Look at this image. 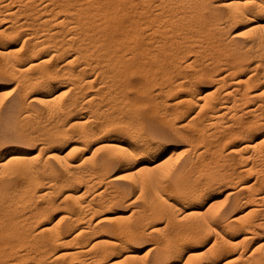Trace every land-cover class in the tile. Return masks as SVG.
I'll return each instance as SVG.
<instances>
[{
	"label": "bare ground",
	"instance_id": "obj_1",
	"mask_svg": "<svg viewBox=\"0 0 264 264\" xmlns=\"http://www.w3.org/2000/svg\"><path fill=\"white\" fill-rule=\"evenodd\" d=\"M15 3L18 5V7L17 6L13 7L14 5H12V4H15ZM19 11H21V13ZM18 12L20 13V15L22 14V12L25 15L23 14L24 21L16 24L13 21L14 20H16L15 22L18 21L17 17H19V16L16 15V14H19ZM26 15H27V17H29L28 22L26 20L27 18L25 19ZM14 17H15V19H13ZM5 18L6 19L10 18L9 20H13V21L5 20ZM19 18H21V17H19ZM222 19H225L226 24L227 23H232V24L238 23V25H239L237 30H235L233 33L232 32L230 33V37L228 35H226V40H227V37L229 38V42L227 41L228 43H230V44L234 43V42L236 43L237 40L239 41L240 38H242L245 40L244 46L246 44L247 45L259 44L261 46V49H260V46H258V45H256V46H258L259 48L255 47L259 50V52L256 51L258 53V54H255V55H257V59L254 62H252L253 64H250L249 66L247 65L248 67H245L246 64L244 66H243L244 63L242 64L243 57H237V58H234L233 62H230L231 63L230 67L228 66V65H230V63L229 64L226 63L227 64L226 66H228L229 68L225 69L224 67H222L220 69V67L219 68L216 67V65L219 64V63H217V62H219V60L216 57H214L212 54V56L218 60L217 62L212 61L215 59L211 58L212 59L211 62L202 65L203 67L206 66L205 68H203L202 66H199L201 68L198 67V69H197L196 68L197 66L195 67V69H196L195 71L198 72V70H199L198 73L186 74L187 73L186 72L182 75L180 74L181 75L180 78L176 76V78H174V81L171 80V78H173L174 76L172 77L168 74L170 76V78H169L165 72V70L169 69V67L166 69V65H167L166 63L167 62L166 63L161 62V58H162V61L166 60V59L165 60L163 59V54L166 52V50H168V49L170 50V48H169L170 45L168 47H166V44H168V43L170 44V42L174 43L173 41L177 42L176 39L180 38L179 36H182L181 39L185 38L188 41V38H187L188 34L186 36H184V33H185L184 30H186V33L187 32L190 33L189 31L192 28L197 29L198 33L196 32L197 30L196 31L194 30L196 33L192 31L189 35H191V37L193 39H195L196 37L201 38V36L197 35V34H199V32H201V30L199 31V29L202 28L201 26L206 27V24L211 25V26H213V25H215V26L219 25L220 26V24H221L220 21ZM21 20H23V19H21ZM24 22L27 23V27L29 24L35 28L30 27L33 30H31L30 28H27V29H30V32L26 31L25 37L23 38L24 40L21 43L24 45L26 42V43H28L27 44L28 46H26L25 49H22L23 45L21 46V48L17 47L18 49H14L15 47L13 48V46H12L13 44L11 45V43L7 42V40L10 37V35H13L12 33L14 31H16V33H15L16 35L18 32H21V31L17 30V28L20 27L19 29L21 30L22 25H24ZM13 23H14V26H13ZM54 26L59 27V29L53 30L52 28ZM187 27H190L191 29L187 28ZM221 27H223V26L221 25ZM10 28H11V30H10ZM12 28L16 29V30H14L12 32V30H13ZM24 28L26 29L25 26L23 27V29ZM216 28H217V26H216ZM225 28L227 29L226 32L229 31L227 27H225ZM144 29H147L148 31H147V34L143 35ZM202 29H204V28H202ZM213 29H215V28H213ZM217 29H220V27ZM223 29H224V27L222 28V30ZM181 30H182V32H181ZM178 31L180 33H178V36H177L176 34ZM183 31H184V33H183ZM204 31L205 30H203V33L202 34L200 33V34L201 35L206 34V32H204ZM181 33H183V34L181 35ZM212 34H213V32H211V35ZM226 34H228V33H226ZM145 35H146V38H145ZM217 35H219V34H217ZM220 35H219V37H220ZM222 35H223V32H222ZM183 36H184V38H183ZM58 37H59V39H57ZM191 37L189 39L193 42ZM197 38H196V40L199 39V38L198 39ZM211 38H213V37H211ZM215 38H216V36H215ZM224 38H222V40ZM216 39H213V40L216 41ZM50 40H54V41H52V43L57 42L58 40H60V42H61V43H57L56 45H58V46L60 45V46L57 49L53 48L55 50L51 51V52H49L48 50L45 49L47 44L49 45V43L51 42ZM220 40L221 39L219 38V41ZM8 41H10V40H8ZM71 41H77L78 44L80 42L81 46L83 43V44H85L86 47L83 45L84 47L81 48V46H80L79 48H81L82 50L77 49L78 51H76V52L73 51V52H75L73 54L68 55L66 53L67 56L66 57H65V55L63 56V57H65V63L63 65H65V64H67V65L72 64L73 65V63L76 64V62L74 60L78 59L79 57L80 58L84 57L82 59V61H83L85 58H87V56L89 58V56L94 54V53L101 54L102 57L98 58V59L102 58L101 59L102 62L101 61L100 62L110 64L109 67H111V69L109 68L107 70L108 67L106 66V71L109 73H112L113 75L118 76L119 79L121 78L122 82L124 80L123 78H125V77L128 78V76H127L128 74L130 75L131 73H135V72H136V75L140 74L139 76L143 79L144 83L143 82L142 83L137 82L138 84H135L134 87H133V85L132 86L129 85L130 87H132L131 89L134 88L135 91L134 90L133 91L135 92L134 94L137 97L138 96L139 97H143V96L148 97L149 96L148 93H151V92H147V91H150L151 87H150V89L146 88L149 86L147 84V83H149L148 80L153 79V82H155L154 80H156V79H154V77H152V76H153V74H155L156 71L160 70L162 74H165V76L167 75L164 80L166 82L170 80V82H169V84H168V82L166 83L167 86L164 85L165 83L162 84L166 87L160 88L159 92H158V90L156 91L158 93L157 94L158 96H159V93H163L162 95H164V93H168V92L171 93L172 90H173V93H175L174 90L176 88H178V89H176V91L179 90V88H181V89L183 88L184 94H182V97H183L182 100L185 103L192 104V105L195 104L196 106H198V108H202L204 105H207L206 107L208 108V110L206 111V113L203 116H200L201 114L199 115V112L201 111V110H199V111L195 112L193 115H191L190 117H188L187 120L185 121L184 125L187 127H189V126L193 127L191 129L195 131L194 134L192 132L191 133L192 135H190V136L188 135V142H186L185 145L188 143L190 145H192L193 143L197 144L196 142H198V144H200L202 142L201 144L203 145V143L205 142L204 140H206L205 139L206 137H207V139L213 138V137H209V135H211V134H209L207 132L208 130L206 131L207 133L204 132L206 129L213 127V126H210V124H214V123L216 124L218 122L217 125H215L217 127L214 126L217 129L219 127L218 124L220 125L218 119L221 118L222 114L227 112L229 109H232L233 105H234L233 110H234V107H236V106L239 108V106H242V105L244 106V104L249 105V104L245 103L246 101L243 99L248 100L252 96H255V97L257 95L261 96L264 93V89L262 90L263 92L259 91L260 94L262 93L260 95V94H255V92L251 91L249 88L255 81L261 80L262 77L264 79L263 75L262 76L259 75L261 73L264 74V0H139V1H133V0H0V69H2L4 67L8 68V70H6V71H8V74L12 75L13 78H15L16 81H14V82H16V84L20 85L19 89L22 92V94L24 92V94L27 93L25 95H28V92L31 91L30 90L31 86L38 84V82L40 80L41 81H42V79L46 80L49 77H52V79H53L54 76H58L59 70L57 71L52 65H50L53 63L49 64L50 58H51V56L53 57L54 53H55L54 55H57V51H60L59 53L62 54L61 50L63 51L65 44L69 46V42H71ZM185 41L186 40H184V42ZM217 41H216V43H218ZM153 42L158 43L157 46L153 45V47L156 46L155 48H158V51L156 50V52H159V53H155V50H153L154 48L151 47L150 44H153ZM180 42H181V40H180ZM184 42H182V43H184ZM73 43L75 44L76 42H73ZM73 43H71V46H74V45H72ZM207 43L210 44V42H208V41H207ZM78 44L77 43L75 44L76 48L78 47L77 46ZM189 44L191 47H193L196 43L193 44V46L191 43H189ZM213 44H212V46H213ZM218 45H220V44H218ZM171 46H173V45H171ZM181 46L182 45H180L178 47H181ZM205 46L207 47V45H205ZM212 46H211V48L215 49V47H212ZM165 47L167 49H165ZM196 47H198V46H196ZM208 47H209V45H208ZM76 48L73 47V50H75ZM183 48H186V47L184 46ZM194 48H195V46H194ZM225 48H224V50H226ZM172 49L173 48L171 47V50ZM176 49L174 51H176ZM182 49L178 48L176 53L172 54V56L176 54V58H177V56L178 57L181 56V58H182V53L185 54V52H184L185 50L183 51ZM216 49H217V47H216ZM220 49H218V50L220 51ZM233 49H235V47ZM237 49H235V51ZM240 49H241V47H240ZM65 50L66 49H64V52H65ZM169 50L166 52L167 54H168V52L171 51V50L170 51ZM218 50L215 51V53L217 55H218V53L220 54V52H218ZM224 50L222 49L221 51H224ZM237 51H239V50H237ZM246 51H247V49H246ZM67 52H69V51H67ZM187 53H188V51H187ZM209 53L211 55V52H209ZM161 54H162V57H161ZM207 54L208 53H206V56H208ZM216 54H215V56H217ZM250 54H251V52H250ZM198 55H200V54H198ZM146 56L149 59L146 58V60H145L144 57H146ZM159 56H160V58H159ZM164 56H165V54H164ZM168 56H171V54ZM220 56H222V55H220ZM246 56H249V55H246ZM218 57H219V55H218ZM172 58H175V57L173 56ZM203 58L205 59V55ZM223 58H224V56H223ZM225 58H226V55H225ZM254 58H256V57H254ZM62 59H64V58H62ZM95 59H96V57H95ZM98 59H96V61ZM168 59L169 58H167L166 61H168ZM78 60H80V59H78ZM88 60H90V59H88ZM174 60H177V59H174ZM178 60H180V59H178ZM184 60H183V62H186V60L185 61ZM194 60L196 61L195 58H194ZM208 60H209V58H208ZM72 61H74V62H72ZM82 61H81V63H82ZM193 61H189V62L187 61L188 63L186 62V66L188 67L189 64L191 65L193 63ZM220 61H222V59ZM168 62L170 63V61H168ZM171 62H172V60H171ZM179 62H181V61H178V63L174 64V66H172V67H174V69H175L176 65L180 64ZM223 62H222V64H223ZM226 62H228V61H226ZM173 63H175V61ZM195 63L198 64L197 62H195ZM201 63H203V62H201ZM162 64H166L165 67ZM182 64L183 63L181 62L180 67L178 65V67L180 69H181ZM184 64H183V66H184L183 68H185ZM69 65H68V68H70ZM192 66H194V64H192ZM213 66L215 67L216 70L214 69ZM102 67H104V66H102ZM172 67H170V68H172ZM212 67L214 70H212ZM243 67L247 68V70L248 69L250 70L248 74L246 72L247 75L246 74L243 75L241 73L242 70L240 71V69H242ZM65 68L66 67H64V69ZM76 68H77V66H76ZM79 68L77 71L76 70L71 71V69H72L71 68L69 70V73L67 70H65V71H67L66 72L67 75H70L74 78L71 82V85L74 86V88L77 84L80 85V86L77 85L78 88H81V86H84V85H92V82L95 78L93 80L90 78V75H91L90 72L93 69H96L98 71V75L102 73V75H103L102 77H104V75L105 76L109 75V73L106 74L107 72L105 70L104 71L106 73L102 72L101 70L103 68L101 69L100 66L95 67V65H93V67L91 68V71H88L90 68L87 69V68L82 67L83 69H86L90 75L87 74L88 72H84V70L79 69ZM186 69L187 68H185V71H186ZM1 71L3 72V70H0V73H1ZM97 71H96V73H97ZM181 71L184 72V70H181ZM243 71H244V69H243ZM64 72H62V73L60 72V74H62V75L66 74ZM99 72H101V73H99ZM233 72H234V74H232ZM256 72L258 74L256 76H254L253 74H255ZM92 73L96 74L94 72V70L92 71ZM179 73H182V72H179ZM230 74H232V76H230ZM113 75H111V76H113ZM233 75H235V76L233 77ZM70 76H67V78L71 79L72 77L70 78ZM96 76H97V74H96ZM9 77H11V76H9ZM94 77H95V75H94ZM163 77H161V79ZM127 78H125V79H127ZM141 78H140V81H141ZM167 78H169V80H167ZM146 79H148L147 83L145 81ZM164 80L162 79V81H164ZM199 80L211 82V85H207L206 87H204V89H201L196 84L197 81H199ZM124 82L126 85H128V83H129L125 80H124ZM149 84L151 85V83H149ZM154 84L156 85V83H154ZM159 84H161V83H159ZM258 84H255V85L258 86ZM106 86H107L106 91L109 88H111L110 90L112 91V89H113L112 87H114V89H115V86H113L110 82H109V84L106 83ZM159 86H161V85H159ZM117 87H119V86H117ZM117 87H116V89H117ZM128 87H126V89ZM130 87L128 88V90L130 89ZM58 88L59 87L57 86L56 89L54 90V92L56 90H58ZM74 88H73V90L76 89V88L75 89ZM86 88L87 87H85V89ZM252 88H254V87H252ZM27 89H29L30 91H28ZM26 90L28 92H26ZM34 90H35V88H34ZM110 90H108L109 91L108 94L111 93ZM76 91L77 90H75V92ZM120 93H121V91H120ZM236 93H238V97H235ZM106 94L107 93H105V95ZM230 94H231V96L233 95L231 102L224 98L227 102H225V100H224V104H222L223 97L224 96L226 97V95H230ZM162 95L160 94V96H159L160 98L158 96L157 97L159 99H161V101H163V103H166V102H164L165 99H162V97H163ZM59 96L61 99V95L60 94L58 95L57 93H54V94L53 93L52 94H42V93L32 94L31 93L30 94V101L39 102L42 106H43V104H47L49 107V104H51V103L54 104V102H58L57 98ZM74 96H75V94H74ZM120 96L123 98H126V96H123V94ZM215 96H217V97L220 96L219 99H221V98L222 99L219 101H222V102L220 103L218 101L217 105L212 104L211 100L213 101L214 99L217 98V97L214 98ZM23 97H25V96H23ZM92 97L93 96H90V98H92ZM90 98L88 99L89 100L88 103H90V101L93 99V98L92 99H90ZM104 98H107V96H104ZM128 98H130V97H128ZM148 98H151V97H148ZM212 98H214V99H212ZM60 99L58 98V100H60ZM77 99H78V96H77L76 100ZM97 99H96V102H97ZM120 99H118V100L120 101ZM152 100L154 101V98H151V101ZM156 100H157V98H156ZM237 100L238 101L243 100L244 102L243 101L242 102L244 104L243 103L240 104V102H238ZM16 101H18V100H16ZM85 101H87V100H85ZM128 101H130V100H128ZM128 101L126 102V100H125L126 103H130ZM147 101H148V99H147ZM27 102H29V101H27ZM70 102H72V101H70ZM74 102L77 103V101H75V100H74ZM101 102H102V99H101ZM140 102H141V99H140ZM148 102H150V100ZM235 102L239 103L240 105H237ZM256 102H258V101H256ZM260 102H258V103H260ZM14 103H16V102H14ZM107 103H108V101H107ZM110 103H112V102H110ZM126 103H125V105H126ZM143 103H141V104H143ZM163 103H161V104H163ZM21 104L23 105L24 103H21ZM78 104H80V103H78ZM81 104H82V102H81ZM150 104H152L153 107L155 105L151 102H150ZM88 105H93V104L90 103ZM109 105H111V104H109ZM112 105H115V103ZM117 105L118 104H116V106ZM128 105H126V106H128ZM195 105H194V107H195ZM121 106H123V105H121ZM135 106H136V104L134 105V108H136ZM188 106H189L188 109H190L191 106L190 105H188ZM243 106H242V108H243ZM254 106L251 108H248V110H244L246 108L242 109L241 107H240V109H242L241 111L244 110L245 113H249V115L253 114L251 117L255 116V118H257V120H258V118H259L258 115L260 114L258 112L261 109H263L262 112L264 111V104H259V105L257 104V106H255V107ZM258 106H260L262 108H260V107L258 108ZM13 107H15V106H13ZM64 107H68V106L66 105ZM74 107H76V106H74ZM111 107H113V106H111ZM128 107L129 108L132 107L130 109H133V106H128ZM24 108H25V106H24ZM61 109H63V108H61ZM130 109H128V110H130ZM133 110H130V111H133ZM136 111H137V109H136ZM171 111H173V110H171ZM231 111L232 110H230V112ZM177 112H178V110H177ZM180 112H178V113H180ZM262 112H261V116H262ZM172 113H174V111ZM237 113H239V112H237ZM132 114H134V113L132 112ZM134 115H132V117H135ZM229 115H228V117H229ZM231 115H233V113ZM238 115H240V114H238ZM136 117H138V115ZM176 117H179V116H176ZM232 117H234V116H232ZM238 117H241V116H238ZM76 121H77V119H76ZM121 121L123 124L124 121L122 119H121ZM121 121H120V123H121ZM137 121H136L137 125H139L138 123L142 122L141 120H139L140 122L137 123ZM235 121L236 120H234V122ZM240 121H242V120L240 119ZM248 121H249V119H248ZM250 121H252V120L250 119ZM83 122H85V121H83ZM220 122H223V121H220ZM125 123H126V121H125ZM131 123L132 122H130V124ZM231 123H230V126H231ZM246 123L247 122H245V124ZM248 123L253 125V122H248ZM75 124L77 125L76 122H75ZM134 124L132 123V125H134ZM256 124H258V121ZM70 125H71V123H70ZM181 125L184 126L183 124H181ZM252 125H250V128ZM254 125H255V123H254ZM83 126H84V124H83ZM85 126H84V128H82L81 126L78 127V129L80 127L83 129L81 131L79 130L80 133H78L79 134L78 138H79V136H81V137L84 136V139H85V136H86V138L88 137V134L85 133L87 131H84V130L89 126H86V128H85ZM126 126H127V124H126ZM206 126H208L209 128ZM134 127H133V129H134ZM222 127L224 128V126H222ZM226 128H224L223 130H225ZM211 130L212 129H210V132H211ZM218 131L219 130H217V132ZM234 131H236V130L233 129V132ZM233 132H232V134L230 132V134L231 135L234 134L236 136H238V135L242 136L239 133V130H238V133L237 132L233 133ZM178 133H179V130H178ZM92 134H94V132ZM176 134H177V132H176ZM228 134H229V132H228ZM245 134H243V135H245ZM64 136H66V135H64ZM228 136H225V137H228ZM236 136H232V137H236ZM69 137H71V136H69ZM75 137H77V136H75ZM89 137H91L90 134H89ZM89 137H88V139H90ZM78 140H77V138L71 137V139L68 141L70 143V146L68 149L69 153L73 152L75 154L76 152H82V147H80L81 145L79 146V145L75 144L76 142H79ZM145 140L144 139L139 140V143H137L138 149H140V151L142 150L144 152H149V154L150 153L154 154L155 152H157L155 147L151 145V142H147L148 141L147 139H145ZM219 140H220V138H219ZM223 140H225V139H223ZM81 141H83V140H81ZM199 141H201V142L199 143ZM213 141L215 142L217 140H213ZM221 141H222V139L220 141H217L215 143L216 145H214V147L212 146L213 148L210 146L211 149H209V151L210 152L211 151L212 152L218 151L217 154L221 153L222 151L218 148V146H220ZM136 142H138V141H136ZM206 142L204 143V145H207ZM226 142H228V141H226ZM221 144H223V143H221ZM240 144H241L242 148L245 149V151H244V153H240L239 154L240 156L238 155V158H241V157L245 158L243 156L244 154H251V153H256V154L258 153V154H261L262 156H264V152L260 150V147H261V146H259L260 143L258 144L257 142L254 141V139H252V138L251 139H244L243 141H241ZM182 145H184V144H182ZM209 145H213V144L209 143L208 146ZM114 147L116 149H118V152H116V151L115 152L118 153V156H120V158H121L120 160H122V162L123 161L126 162L127 159L129 158L128 155L130 156V154L134 150L131 147V145L127 144V143L126 144L116 143V144H114ZM207 148L208 147L205 146V148H203V149L207 150ZM224 148H225V143H224ZM193 149H194V147H193ZM209 151H207V153H205V150H204V153L208 154ZM219 151H221V152H219ZM136 152H137V150H136ZM230 152H236V151L231 147V149H229L228 153H230ZM176 153H175V150L172 149L167 153V155H165V157L164 156L162 158L159 157V159L157 157V159H158L157 165L158 166L164 165L171 158L173 159V156ZM201 153H202V150L199 154H201ZM53 154H51V155L52 156L56 155V154H54V155ZM74 154H72L71 156L75 157ZM107 154H108V156H106L105 158H103L101 160L100 165L98 166L99 168L96 170V172L95 173L93 172V174H96L95 175L96 177L93 179V181L98 183V180H100L99 181V183H100L101 181L104 180L106 187L109 185H113V183H114L113 180L116 179V177H111V176H110L111 178L106 177L107 173H105L106 172L105 170L108 168L107 166L109 165V163L113 162L112 159L114 158V156H112L113 158L110 157L112 154V151H111V153L108 152ZM66 155L68 156V153ZM48 157H49V155H48ZM251 157L255 158L254 156H251ZM50 158H52V157H50ZM151 158H153V157H151ZM28 159H30V157L28 158L27 153H25L24 151L12 150V151H8V152L0 155V172H2L4 169V171L2 172V173H4L7 170V168H10V169H8L9 171L8 170L6 171V172H8L6 174H9L6 176L9 177L11 175L12 176L14 175L17 177L16 180L10 181L8 183L0 182V264H149V263L150 264H170L168 262H166V263L163 262V260L174 257V255L176 253H179L178 251H179V249H181L180 247L182 245L184 246V243H186L188 241L195 240L198 237L200 238V236L202 234H205L206 231H212L213 230L214 233L217 232V234L219 233L218 235H221L224 232V230L230 229L232 224H233L231 222V220H232L231 219L230 221H227L224 223H219L216 227H214L211 225V223L209 221L200 220V219H202V218H200V215L202 212H200V210H199L200 208H199V206H197L198 203L195 204V202L200 199L203 192H206L207 189L210 187V185H208V182H206V181L203 182L201 180V177H204V176H200L201 174H199V175L197 174L198 176H196V175L194 176L195 172H194V174L192 172V175H190L191 170L189 172L190 174H186L184 168H180L176 165L175 166L172 165L171 169L174 170V178L168 184L165 185V181L163 180L164 178H162L161 175H158L159 177H155V175H153L154 177L151 178L150 180H148L147 184L149 185L150 192L149 193L145 192L146 194H149V195L147 196L145 194L146 196H144L145 198L143 199L144 200V210H145V207H146V210L139 213L136 221H134L135 222L134 225L128 224L126 226V224H127L126 223V224H124V227H121L117 224H112L110 217L102 215L101 217L97 218L94 221H92V219H93L92 217L88 218V220L86 221V224L84 226L80 227L79 222L81 223V221L77 222V220L79 218L77 219L76 217L75 218L73 217V215L76 214L75 213L76 211L73 212L75 214H71L70 210H69L70 212L68 213L67 210L65 209L66 210L65 212H67V213L62 215V219L59 218L61 220V222L64 218L66 219L65 222L63 223L65 225H61V222L59 223V220H58V223H55L54 225L49 226V224H47V222H46L47 220L45 221L44 218L47 215L48 210L50 209V208L48 209V206L51 205V207H52V204H50V203L53 201L50 200L51 202H49V203L46 202V205H43V206H36V203H37L36 202L35 206H34L33 205L34 203L30 204L32 198L34 197L35 200H37V197L39 196V200H40L41 197H44L47 194H49L50 190H52L55 186H58V185L65 184L66 186H70L71 184H73V182H76L78 180L77 178L80 175L77 177L72 176L73 178L68 176L63 181L49 180V181L44 183L45 185L41 186L38 183H40L44 179L43 180L40 179V177L36 174V172L34 170V168H35V167H33L34 165L31 166L29 164L31 160H28ZM130 159H131V157H130ZM57 160H58L59 165H61L64 168L65 172H67L69 174L74 173V175H76L75 174L76 171L79 172V170H80V168H78L79 164L77 165V163L75 164V163H72L69 161L67 162V161L63 160L62 158H58V157H57L56 161ZM72 160H73V158H72ZM188 160H190V159H188ZM147 161H149V160H147ZM170 161H169V164H170ZM128 162H127V164H129ZM7 166H10V167H7ZM37 166H38V164H37ZM197 166H196V168H197ZM202 166L204 167V164H202ZM187 167H189V165ZM203 167L201 168V165H199V168L197 169V173H203L202 171L205 170ZM196 168H195V170H194V168H192L193 171H196ZM251 168H252V166H251ZM81 169H82V167H81ZM171 169H169V170H171ZM242 170H246V172L250 171L249 169L247 170V168L246 169L244 168ZM89 171H91V170H89ZM238 171L242 172L241 170H238ZM237 172L235 175H237V176L240 175V172H238V174H237ZM83 174H82V177L84 176ZM261 174H263V173H261ZM243 176L244 175L241 174L240 177H243ZM84 177L86 178V175ZM89 177H91V176H89ZM259 177L260 176L258 175L257 178H259ZM87 178H88V175H87ZM91 179H92V177H91ZM146 179H147V177H146ZM235 179H236V177H235ZM260 179H261V177H260ZM206 180H208V177ZM168 181H170V180L168 179ZM255 181H256V179H255ZM87 183H86V185H87V187H89ZM97 183H96V185H97ZM134 183H135L134 186H136L140 191H142L143 189H145V187L148 186L145 183V181L142 179L141 180L136 179ZM234 183H232V184H234ZM239 183H240V185H239L238 190H241V189H244V191H245V189L248 190V193L247 194L245 193L246 195L243 197V198H246L245 200L248 199V201H250V199H256V198H259L261 196L259 194H261V191H263V190L258 192V191H256L255 188L261 187L262 185H264V183L261 185L260 181H259L258 185L256 187H254L256 182H254V186L251 182H249L247 180L242 181V182H240V180H239ZM37 184L41 187V189L36 188ZM93 184H94V182H93ZM259 184H260V186H259ZM86 185H85V188H86ZM99 186H101V185H99ZM107 188H109V187H107ZM66 189L69 191H66L65 196H66V198L69 197V199L72 201V202L70 201L71 202L70 205L71 206L73 205L72 209L73 208L77 209L80 214H81V211H83L82 214L89 213V212H92V213L96 212V210L98 211L101 208V206L103 204H105L102 202H101L102 204H99V202H98V204H96L97 203V201H96V203L94 205H91L94 201L92 203H86V201H81L79 199V195H78L79 190L77 188L72 189V188L67 187ZM234 190L235 189L233 186V189H231L228 194L234 193ZM238 190H236V191H238ZM102 191L103 190H99L97 193H95L93 198L94 197L97 198L98 196L100 197L102 193L103 194L106 193L105 189H104V192H102ZM208 191H209V189H208ZM107 192H109V190ZM109 195H111V194H109ZM203 195H205V193ZM262 197L264 198V196H262ZM93 198H92V200H93ZM95 198H94V200H96ZM106 198H107V196H106ZM115 198H116V195H115ZM153 198H155V200ZM103 199H104V197H103ZM48 200H49V198L47 200H42V201H48ZM61 200H63V199H61ZM64 200H66V199H64ZM260 200H264V199H262L260 197ZM101 201H102V198H101ZM107 201H108V199H107ZM111 201H112V199H111ZM115 201H116V199H115ZM115 201H113V202L115 203ZM123 202H124V200H123ZM258 202H260V201H258ZM65 203H66V201H65ZM161 203L165 204L170 209V211L169 212L167 211V209L165 208V205H164V207L161 206ZM30 205H33V207L31 208ZM105 206H106V204H105ZM51 209L53 210V208H51ZM103 210H104V208H103ZM102 211L100 209L99 212H101V214H102L103 213ZM105 212H106V210H105ZM134 212H132V213H134ZM79 213L77 214V217H78ZM115 213H116V211H115ZM99 214H96V215L98 216ZM48 215H49V213H48ZM163 215H170L171 220L172 219L175 220V218L177 220H179V219L180 220L181 219L189 220L186 218H195L193 220L195 222H194V224H193V222H191L193 224L192 225L193 227L190 224H188V226H186L187 224L185 222L186 225L184 227H180L178 229L174 228L175 230H173L171 233H168V234L163 235V233H162L163 236L161 235L160 239L159 238H158V240L156 239L157 241L153 245V251H154V249L157 250V253L155 250L156 255L153 256L150 261H147V259H144V257L146 255H148L147 252L151 251L152 249H148L146 252L140 253V251L138 249H134L133 247L130 248V246L128 247L127 246L128 245L127 240L129 241V239L125 240L120 235L122 233L124 235V232L128 231L129 235L127 234L128 235L127 238H129V236L131 234V237H133L132 239L135 240V238L139 237V235H142L140 233H142L143 231H140V227L144 226L143 224L148 223V222L151 223L150 228L148 230V233L149 234H155V235L160 234L161 232H164V231H162L163 226L161 227L159 225L157 218L158 217L160 218ZM202 216H204V215H202ZM128 217H129V215H128ZM83 218H85V217H83ZM115 218H114V220H115ZM120 218L123 219L124 217H120ZM130 218H128V219H130ZM117 219H119V217ZM122 219H121V221H123ZM207 219H208V217H207ZM38 220H40L42 222L43 226L41 228H39L38 230L35 228L33 229L34 222H37ZM81 220H82V218H81ZM191 220L192 219H190V221ZM234 220H237V219L233 218V222H234ZM40 221H38V222H40ZM119 221L120 220H118L117 222H119ZM125 221L127 222L128 220H125ZM43 222H45V223H43ZM76 222L78 223L79 226L76 225ZM182 222H184V221H182ZM253 223H255V222H253ZM82 224H83V220H82ZM120 224H122V223H120ZM166 224H168V222ZM174 224H173V226H174ZM62 226H64V227H62ZM122 226H123V224H122ZM175 226H177V225H175ZM251 226H252V224H251ZM260 227H262V226H260ZM63 228L67 229V230L62 231L61 229H63ZM248 230H249V227H248ZM249 232L250 231H248V233L243 232L244 233V235H243L244 240H245V238L248 239ZM91 233H96V234H94L95 235L94 240H92L93 242L90 245H86L88 242H91V240L88 241V238H89ZM148 233H146V234H148ZM143 235H144V233H143ZM155 237H157V236H155ZM220 237H222V236H220ZM219 243H220V241H219ZM221 243H223V242H221ZM231 244H233V243H231ZM225 245H226V242H225ZM183 246H182V248H183ZM259 246H260V248H262V247L264 248V241L261 242L259 244ZM214 248H215V246L213 247V250L210 249L211 251H213V253H212L213 255H214V253L220 254L223 251L222 248H217V249H214ZM260 248H259V250H260ZM259 250H258V252H259ZM181 251H183V249ZM260 251L262 252V250H260ZM252 252H254V251L252 250L250 252V254ZM200 254H198L199 257H200ZM226 254L227 253L225 252V255ZM248 256H249V254H248ZM248 256L245 257L244 259L248 260L249 259ZM238 257L241 258L242 256H240V255L237 257H235V255L226 256L225 257L226 260H225L224 264H229L233 261H236V259H238ZM261 257H263V256H261ZM201 258H203V257H201ZM246 258H248V259H246ZM241 259L244 260L243 257ZM73 260H75V261H73ZM185 260H187V259H185ZM177 262L178 261H173L171 264H178ZM204 264H206V262ZM210 264H214V261L210 262Z\"/></svg>",
	"mask_w": 264,
	"mask_h": 264
},
{
	"label": "rangeland",
	"instance_id": "obj_2",
	"mask_svg": "<svg viewBox=\"0 0 264 264\" xmlns=\"http://www.w3.org/2000/svg\"><path fill=\"white\" fill-rule=\"evenodd\" d=\"M133 1H139V0H133ZM12 5H14L13 7H16V6L18 7V5L16 3L12 4ZM19 12L21 13V11H19ZM20 13L16 14L17 16L21 17V18L17 17V20H18L17 22H15L16 20H14V21L13 20H9L10 18L9 19L5 18V20L13 21L14 23L18 24V23L24 21V16H23L24 13L22 12V14H21L22 16L20 15ZM13 19H15V17ZM21 19H23V20H21ZM25 19L27 20V22L29 21L28 20L29 17H27V15L25 16ZM14 23H13V26H14ZM220 23H221L220 26L219 25H216V26H217V28L220 27L221 30L217 29L215 25H213L214 27L211 26V25H208V24H206V27L205 26L204 27L201 26L204 29H202L200 27L201 29H199V31L201 30V32H199V34H197V35L201 36V38L198 37L199 38L198 39L196 37L198 40H196L195 37H194L195 39H193L191 37V35H189L192 31L195 32L197 29H193L192 28L193 29L192 30L190 27H187V28L191 29L189 31L190 33H188V32L186 33V30H184V29L183 30L185 31L186 34L184 33V31H183V33H184V36H186L188 34L187 38H188L189 42L187 41V39L184 38V36H183L184 39H181L182 36H179L180 38L176 39L177 42L173 41L174 43L170 42V44L169 43L166 44V47H168L170 45L169 46L170 50H171V47L174 49L175 47L177 48L180 45H182L181 46L182 48L184 46L186 47V48H183V49L181 47H178V48L182 49L183 51L185 50L184 51L185 54L182 53V58H181V56H179L180 58L178 56L176 58V54L173 55L175 58H172L173 57L172 54L176 53L178 48L177 49L175 48L176 51H174L175 49L174 50L172 49L174 52L172 50L170 51L168 49L170 52H168V54H167L166 52L168 50H166V52L164 53L165 56L163 54V59L167 60V58H169L168 61H170V63L168 61H166V60L162 61V58H161V62L162 63H166L167 62L166 63L167 65L166 64H162V65L164 67L166 65V69L169 67V69L165 70L166 74L167 75L169 74L172 77L174 76L173 78H171V80L174 81V78H176V76L180 78V76L182 74L186 73V72H187L186 74L198 73L199 70H198V72L195 71L196 70L195 67L197 66L196 68L198 69L199 66H202L203 64L211 62V60L214 57H216L219 60V62H217L218 60L215 59V58H214L215 60H212V61H216L217 63H219V64L216 65V67L217 68L220 67V69L222 67H224L225 69L229 68L231 66L230 62H233L234 58H237V57H243L242 64L244 63L243 66L246 64L245 67H248L250 64H253L252 62H254L257 59V55H255V54H258L256 51L259 52V50L257 48H259L258 46H260V45L256 44V45H258V46H256V45L253 44L254 45L253 46V45H247L246 44L244 46V44H245L244 41L245 40L242 39V38H240L239 41L237 40L236 43L235 42L231 43V44L228 43L229 42V38L227 37V40H226V35H228L230 37V33L231 32L233 33L235 30H237L239 25H238V23H236V24L235 23H233V24L232 23H227L226 24L225 23V19H222L220 21ZM221 25L224 27L225 30L224 29L222 30L223 27H221ZM24 26L26 27V29L25 28L23 29ZM30 27H33V26L28 24V27H27V23L24 22V25H22L21 30L19 29L20 27L17 28V30L21 31V32L17 31L18 32L17 33L18 36L15 34L16 31H14L16 29L12 28L13 29L12 32L14 31L12 34L14 36L15 35L16 36L14 37L13 35H10V37L8 38V40H10V41L7 40V42L11 43V45L13 44L12 46H13V48L15 47L14 49H18L19 47L21 48V46L23 45L21 43L24 40L23 38L25 37V33H26V31L30 32V29H31ZM55 27L56 26H54L52 29L53 30H58L59 29V27H56L57 29ZM212 27L215 28V29H213ZM225 27H227L229 31L226 32L227 29ZM27 28H30V29H27ZM33 28H35V27H33ZM10 30H11V28H10ZM31 30H33V29H31ZM203 30H205L204 32H206V34L201 35L203 33ZM144 31H143V35L147 34L148 30L144 29ZM179 31L176 34L177 36H178V33H180ZM181 32H182V30H181ZM196 32L198 33V30ZM211 32H213L212 35H211ZM222 32H223V35H222ZM183 33H181V35ZM226 33H228V34H226ZM217 34H219V35L221 34L220 37ZM215 36H216L217 39L215 38ZM190 37L193 40V42L189 39ZM211 37H213V38H211ZM221 37L222 38L225 37V38L222 40ZM145 38H146V35H145ZM219 38L221 39L220 41H219ZM57 39H59V37ZM213 39H216V41L218 40L217 41L218 43H216V41L213 40ZM180 40H181V42H180ZM184 40H186L187 42L186 41L184 42ZM50 41H51L50 43L48 42L49 45L47 44V46L45 47V49L48 50L49 52L54 51L55 49H57L60 46V45L59 46L56 45L57 43H61L60 40H58L57 42H54L55 44L52 43V41H54V40H50ZM207 41L210 42V44L207 43ZM73 42H76L78 44L77 41H71V42H69V46L65 44V46H64V49H66L65 52H64V49H63V51L61 50L62 54L59 53L60 51H57V55H54L55 54L54 53L53 57L51 56V58H50L49 64L53 63L54 65L53 64H50V65H52L57 71L59 70L58 71V76H54L53 79H52V77H49L46 80L45 79H42V81L40 80L38 82V84H35L34 86H31L32 89L30 88V90L31 91L33 90L32 92L29 89H27V90L30 91V92H28L26 90V92H28V95H25L27 93L24 94V92L22 94V92L19 89L20 85L16 84V82H14V81H16L15 78H13L12 75L8 74V71H6V70H8L7 67H4L5 69L4 68L0 69V70H3V72L1 71V73H0V155L3 154V153H6L8 151H12V150L24 151L25 153H27L28 158L30 157V159H28V160H31L29 164L31 166L34 165L33 167H35L34 170H35L36 174L40 177L41 180L44 179L43 181H41L43 184L41 182L38 183L41 186L45 185L44 183L49 181V180L63 181L68 176L69 177H72V176L73 177H77L79 175L81 176V177L79 176L77 178L78 180L76 179L77 181L73 182V184H71L70 186H66L65 184L55 186L54 187L55 189L53 188L52 190H50L49 194H47L44 197H41L40 200H39V196L38 197L36 196L37 200H35L34 197L32 198L30 204L34 203L33 204L34 206H35L36 202H37L36 206H43V205H46V202L49 203V202L53 201V202L50 203V204H52V207H51L50 204H49L50 206H48V209L49 208L50 209L53 208V210L49 209L48 212H47V215L44 218L45 221L47 220L46 221L47 224H49V226H52L55 223H58V220H59V223H60L61 220L59 218L62 219V215H64L67 212L69 213L71 211L70 212L71 214H75L76 213L75 215H73L74 218L76 217L77 219L78 218L80 219V220L79 219L77 220V222L81 221V223L79 222L80 227L84 226L86 224V221L88 220V218L92 217L93 219L92 218L91 219H92V221H94L97 218L101 217L102 215L110 217L112 224H117V225H119L121 227H124V224H126V223H127L126 226L128 224L129 225L130 224L134 225L135 224L134 221H136L139 213H141L142 211L146 210V207H145V210H144V200L143 199L145 198L144 196H146V195L148 196L149 195V194H146L145 192H148V193L150 192L149 185L147 184L148 180L153 178L154 177L153 175H155V177H159L158 175H161V177L164 178L163 180L165 181V185L168 184L174 178V170L171 169L172 168L171 166L172 165H174V166L176 165V166H178L180 168H184L186 174H190L191 173L190 175H192V172H193V174L195 172L194 176L195 175L198 176L199 174H201L200 176H204V177H201V180L203 182H205V181L208 182V185H210V187L208 188L209 191H208V189H207V191L205 190L206 192H203V194L205 193V195L202 194L200 199L197 200L198 202L197 201L195 202V204L198 203L197 206H199V208H200L199 210H200V212H202L201 215H200V218H202V219H200V220L209 221L211 223V225L214 226V227H216L219 223H224V222L230 221L231 219H232L231 222L233 224H232L230 229L224 230V232L221 235H218L219 233L217 234V232H215L216 233L215 234L213 230L212 231H206L205 234H202L203 236L202 235L200 236V238L198 237L195 240L188 241V242L184 243V246L182 245L183 248H182V246L180 247L181 249H179V251H178L179 253H176L174 255V257H171V258L166 259V260L164 259L163 262H165V263L168 262L170 264L173 261H178L177 262L178 264H198V263L199 264L200 263L204 264L206 262V264H210V262L214 261V264H224V262L226 260L225 259L226 256L235 255V257H237V256L240 255L244 259L249 254V256H248L249 259L246 258L248 260H245V259L242 260L241 259L242 257L241 258L238 257V259H236V261H233V262H231L229 264H264V258H263L264 257V248L263 247L260 248V246H259V244L264 241V200H260V197L262 199H264L262 197V196H264V185H262L264 183V177H263L264 176V172H263L264 171V167H263L264 166V164H263L264 163V159H263L264 156H262L261 154H258V153L257 154L256 153H251V154H244L243 156L245 158H243V157L238 158V155L240 153H244V151H245V149L242 148V146L240 144L241 141H243L244 139H251V138L254 139L255 142H257L258 144L260 143L259 144V146H261L260 150L264 152V142H263L264 141V127H263L264 126V111L262 112L263 109L259 110L258 113H260V114L258 115V117H259L258 120H257V118H255V116L251 117L253 114L249 115V113H245L244 112V110H248V108L253 107L256 103L258 105L259 104H264V93L263 94L261 93L262 95L260 94V92L264 89V79H263V77L261 78V80H259L260 82L259 81H255L249 87L251 91L255 92V94H260L261 96H258V95L256 97L252 96V97H250V99L247 98L248 100L243 99V100L246 101L245 103H247L249 105L244 104L243 100H239V101L237 100L238 102H240V104L241 103L244 104V106L242 105L243 108H242V106H239V108H238L235 105L238 109L236 107H234V110H233V106H234L233 105L232 109H229L227 112L222 114L221 118L222 117L223 118L221 119L219 117L221 120L218 119L219 123H220V125L218 124V126H219L218 128L219 129L215 128V127H217L215 125H217L218 122L216 124L215 123L214 124H210V126H213L211 128L206 126L209 129L205 128L206 130L204 132H206L208 130L207 132L209 134H211V135H209V137H213L211 139L208 138L209 140L207 139V137L206 138L204 137L206 139V140H204L205 142L208 140L206 142L207 145H204V143H205L204 141H203L204 142L203 145L201 144L202 143L201 141H199V143L201 142L200 144H198V142H196L198 145L194 144V143L192 145H190L189 143L185 145V143L188 142V135L190 136V135H192L191 134L192 132H193V134L195 132L194 130L191 129L193 127H190L189 125H188L189 127H187V126L184 125L185 121L187 120L188 117H190L191 115H193L195 112H197L199 110H201L199 112V115L201 114L200 116H203L206 113V111L208 110V108L206 107L207 105H204L202 108H198V106H196L195 104H194L195 105V107H194V105H192V104L185 103L182 100V98H183L182 94H184V92H183L184 89L183 88L182 89L179 88V90H177V91H176V89H178V88H176L174 90L175 93H173V90H172L171 93L173 95L170 92L164 93V95H162L163 93H159V96L161 94L163 96V97L161 96L162 99H165L164 102H166V103H163V101H161V99H159L160 97L157 95L158 93L156 91L158 90V92H159L160 88L166 87L167 86V84H166L167 82L169 84L170 76L168 75L169 78H167V80H169V81L166 82L164 79L166 78L167 75L165 76V74H162L160 70L156 71L155 74H153V76H152V77H154V79H156V80H154L155 82H153V79H149V80L146 79L145 80L146 83L148 81H149V83H151V85L149 83H147L149 85L148 86L149 88L148 87H146V88L150 89V87H151L150 91H147V92H151V93H148L149 94L148 97L154 98V101L153 100L151 101V98H148L147 96H145V97L144 96L143 97H139L138 96L137 97L134 94L135 93L134 92L135 91L134 88L131 89L132 87H130L129 85H131V86L133 85V87H134L135 84H138L139 82L142 83L143 79L139 76L140 74L136 75V72L135 73H131L130 75L128 74L127 75L128 78L125 77L127 79L123 78L125 81L129 82L128 85H126L124 80L122 82L121 78L119 79L118 76L113 75L112 73H109V72L106 71V66L108 67L107 70L109 68L111 69V67H109L110 64L101 63L102 62L101 61L102 58L98 59L99 57H102L101 54L94 53V54L90 55L89 58L87 56V58H85L86 60L84 59L83 61H82V59L84 57H81V58L79 57L78 59H80V60H78V59L74 60L76 62V64L75 63H73V65L72 64H70V65L68 64L70 66V68H68L67 64L63 65L65 63V57L67 56V54L68 55L69 54H73L76 51H78L77 49L82 50L81 48L85 46V44H83V43H82V46H81V44L79 42V44L77 45L78 47L76 48V46H75L76 43L74 44ZM182 42H184V43H182ZM71 43H73L72 45H74V46H71ZM189 43H191L192 46H193V44L196 43L194 45L195 48H194V46L191 47ZM27 44L28 43L25 42V44L23 45L22 49H25L26 46H28ZM157 44L158 43H154L153 42V44H150V45H151V47H153V45L157 46ZM212 44H213V46H212ZM218 44H220V45H218ZM171 45H173V46H171ZM205 45H207V47ZM208 45H209L210 48L208 47ZM80 46H81V48H79ZM156 46H154L153 47L154 49L153 48L152 49L155 50V53H159V52H156V50L158 51V48H155ZM196 46H198V47H196ZM211 46L215 47V49L211 48ZM233 46L235 47V49L238 48L237 50H239V51H237V50L235 51V49H233L234 48ZM73 47L76 48V49L73 50ZM166 47H165V49H167ZM216 47H217V49H216ZM240 47H241L242 50L240 49ZM255 47H257V48H255ZM53 48H55V49H53ZM224 48L226 50H224ZM218 49H220V51ZM222 49L225 52L221 51ZM246 49H247V51H246ZM260 49H261V46H260ZM217 50H218V52H220V54L217 52L219 57L215 53V51H217ZM67 51H69V52H67ZM73 51H75V52H73ZM187 51H188L189 54L187 53ZM209 52H211V55H210ZM250 52H251V54H250ZM169 53L171 54V56H168V55H170ZM206 53H208L207 55L209 57L206 56ZM196 54L197 55L200 54V55L197 56ZM212 54H213L214 57L212 56ZM215 54L217 56H215ZM64 55H65V57H63ZM204 55H205V59L206 60L203 58ZM220 55H222V56H220ZM225 55H226V58H225ZM246 55H249V56H246ZM223 56H224V58H223ZM253 56L256 57V58H254ZM95 57L99 61L98 60L96 61ZM161 57H162V54H161ZM196 57L197 58L199 57V58L197 59ZM62 58H64V59H62ZM144 58L146 60L147 56L144 57ZM159 58H160V56H159ZM194 58L196 59V61L194 60ZM208 58H209V60H208ZM220 58L222 59V61H220L221 60ZM88 59H90L91 61L88 60ZM147 59H149V58H147ZM174 59H177V60H174ZM178 59H180V60H178ZM184 59L186 60V62L194 60L193 63H192V64H194V66H192V64L191 65L189 64L188 65L189 68H188L186 66V62H183ZM171 60H172V62H171ZM173 60L175 61V63H173L174 62ZM74 61H72V62H74ZM81 61H82V63H81ZM178 61H181L183 64L185 63L184 64L185 68H187L186 71H185V68H183L184 67L183 64L181 65V69L179 68L181 62H179L180 64H178L179 67H178V65H176L175 69H174V67H172V66H174V64H177ZM226 61H228V62H226ZM195 62H197L198 64H196ZM201 62H203V63H201ZM222 62H223V64H222ZM226 63L227 64L230 63V65H228L229 67L226 66L227 65ZM93 65H95V67L100 66L101 69L103 68L101 70L102 72H104V73L107 72L106 74L109 73V75L111 74L113 76H111V75L110 76L109 75L105 76L104 75V77H102L103 75H102L101 72H99L101 74L98 75V71L96 69H93L95 73L97 71V73H96L97 76H96V74L92 73L93 70L91 71V68L93 67ZM76 66H77V68H76ZM102 66H104V67H102ZM64 67H66L67 69L66 68L64 69ZM82 67L83 68H87V69L90 68L88 71H91L90 73H91L92 76L89 74V72L86 69H83ZM170 67H172V68H170ZM205 67H203V68H205ZM213 67H212V70L215 69V67H214V69H213ZM78 68L84 70V72H88L87 74L90 75V78L92 80L95 78L93 80V82H92V85H84V86H81V88H78V86H80V85L77 84L78 86L77 85L75 86L76 89L74 88V86L71 85V82H72V80L74 78L72 76H70V75H67L66 72L68 71V73H69L70 69H71V71L72 70H76L77 71ZM199 68H201V67H199ZM243 69H244V71H243ZM65 70H67V71H65ZM181 70H184V72L181 71ZM240 71H241V73L243 75H245L246 72L248 74L250 70L249 69L247 70V68L243 67L242 69H240ZM60 72L61 73L64 72L66 74L62 75V74H60ZM179 72H182V73H179ZM257 72L255 74H253V75L256 76L258 74ZM232 74H234V72ZM232 74H230V76H232ZM66 75L70 76V78L71 77L72 78L69 79V78H67ZM94 75H95V77H94ZM259 75L260 76H262V75L264 76L263 73H261ZM9 76H11V77H9ZM234 76L235 75H233V77ZM161 77H163L162 79L164 81H162ZM140 78H141V81H140ZM109 82L113 86H115V89H114V87H112L114 90L112 89V91H111L110 90L111 88H109V89L107 88L111 92V93L108 94L109 91L108 90L106 91V87H107L106 83L109 84ZM154 83H156V85ZM159 83H161V84H159ZM162 84H164L166 86H164ZM196 84L201 89H204V87H206L207 85H211V82L204 81V80H199V81H197ZM255 84H258V86L255 85ZM157 85L158 86L161 85V86L158 87ZM57 86L59 88H58V90H56L54 92V90L56 89ZM117 86H119V87H117ZM128 86L130 87L131 90L130 89L128 90V88H129ZM85 87H87V88L85 89ZM116 87H117V89L119 91L116 89ZM126 87H128V88L126 89ZM252 87H254V88H252ZM34 88H35V90H34ZM73 88L75 90H77L76 91L77 93L75 92V90H73ZM120 91H121V93H120ZM72 92L75 94L76 97L74 96V94ZM29 93L30 94L31 93L32 94H34V93L35 94L36 93H42V94H52V93L54 94V93H57L58 95L59 94L61 95V99H60V96H59L58 98L60 100H58V98H57L58 102H54V104H52V103L49 104V107H48L47 104H43V106H42L39 102L30 101V94ZM105 93H107V94L105 95ZM122 94H123V96H126L127 99L121 97L120 95H122ZM23 96H25L26 98L23 97ZM77 96H78V99L76 100ZM90 96H93L92 98L94 100L92 98H90ZM104 96H107V98H104ZM128 97H130V98H128ZM155 97L157 98V100H156ZM216 97L217 96H215L214 98H216ZM219 97L220 96H218L216 99L212 98L215 101L211 100V103L217 105L218 101L222 99V98L219 99ZM235 97H238V93L235 94ZM89 98L93 100V101L92 100L90 101V103L93 104V105H88V104H90V103H88L89 102V100H88ZM224 98L231 102V100L233 98V95L232 96H231V94L230 95H226V97L224 96L223 99H222L223 102L222 101H219V102L220 103L222 102V104H224V100H225ZM96 99H97L98 103L96 102ZM101 99H102V102H101ZM118 99H120V101ZM140 99H141V102H140ZM147 99H148V101L150 100V102L155 104L156 106L154 105V107H153V105L150 104V102H148ZM16 100H18V101H16ZM74 100L77 101V103L74 102ZM85 100H87V101H85ZM125 100H126V102L128 100H130V101H128L130 103H126ZM226 100H225V102H227ZM19 101L21 103H24V104L22 105ZM27 101H29V102H27ZM70 101H72V102H70ZM107 101H108V103H107ZM159 101L161 103H163V104H161ZM256 101H258L260 103H258ZM14 102H16V103H14ZM81 102H82V104H81ZM110 102H112V103H110ZM124 102L126 103V105L129 104L128 106H133L134 110L130 109L132 107L129 108L128 106H126ZM78 103H80L81 105L78 104ZM114 103H115V105H112ZM141 103H143V104H141ZM109 104H111V105H109ZM116 104H118V105L116 106ZM120 104L123 105V106H121ZM135 104H136V106H135L136 108H134ZM236 104L240 105L239 103H236ZM257 104L255 106H257ZM66 105L69 108L68 107H64ZM188 105L191 106L190 109H188L189 108ZM13 106H15V107H13ZM24 106H25V108H24ZM74 106H76V107H74ZM111 106H113V107H111ZM240 107L242 109H244V108H246V109L241 111L242 109H240ZM259 107L260 106H258V108ZM61 108H63V109H61ZM260 108H262V107H260ZM128 109L133 110V111H130ZM136 109H137V111H136ZM171 110H173L175 114L172 113L173 111H171ZM177 110H178V112H180V111L181 112L178 113ZM230 110H232L231 112L233 113V115H231L232 113L230 112ZM260 111L262 112V116H261V112ZM132 112L134 114L136 113L139 118L136 117L137 116L136 114L135 115L132 114ZM237 112H239V113H237ZM238 114H240V115H238ZM132 115H134L135 117H132ZM228 115H229V117H228ZM176 116H179V117H176ZM232 116H234V117H232ZM238 116H241V117H238ZM76 119H77V121H76ZM121 119L124 121L123 124H122ZM240 119L242 121H240ZM248 119H249V121H248ZM250 119L252 121H250ZM139 120H141L142 122H140ZM234 120H236L235 121L236 123L234 122ZM256 120L258 121V124H256L257 123ZM83 121H85V122H83ZM120 121H121V123H120ZM125 121H126V123H125ZM136 121H137V123L140 122V123H138L139 125L136 124ZM220 121H223V122H220ZM75 122L77 123V125L75 124ZM130 122H132L133 124L135 123V124L132 125V123L130 124ZM245 122H247V123L245 124ZM248 122H253V125H254V123H255V125L253 126L252 124H249ZM70 123H71V125H70ZM230 123H231V126H230ZM83 124H84V126L85 125L89 126L87 128L85 126L86 129L84 131H87L85 133L88 134V137H89V134H90V136H91V137H89L90 139H88V137L86 138V136H85V139H84V136H82V137L79 136V138H78V135H79L78 133H80V131L83 130L82 128H84ZM126 124H127L128 127L126 126ZM181 124H183L184 126H182ZM221 125L224 126V128H226V127L227 128L225 130H223L224 128ZM250 125H252L251 128H250ZM79 126H81L82 128L80 127L78 129ZM132 126L133 127L135 126L134 129H133ZM127 129L128 130L130 129V130L128 131ZM210 129H212L211 132H210ZM233 129L236 130V131L233 132ZM178 130H179V133H178ZM217 130H219V131L217 132ZM238 130H239V133L242 136H240V135L236 136L234 134L231 135L232 132L233 133H235V132L238 133ZM93 132H94V134H92ZM176 132H177V134H176ZM228 132H229V134L231 132V134H230L231 136L228 134ZM73 134L75 136H77V137H75ZM243 134H245V135H243ZM64 135H66V136H64ZM69 136H71L72 138H77V140L79 139L78 140L79 142H76L75 144H77L79 146L81 145L80 147H82V152L83 153L82 152H76L74 154L73 152L72 153L68 152V149H69V146H70V143L68 141L71 139V137H69ZM223 136L224 137L228 136V137L224 138ZM232 136H236V137H232ZM219 138H220V140L222 139V141L220 142V146H218V148L223 153L221 151H219V152H221L219 154H217L218 151L217 152H212V151L210 152L209 151V149H211L210 146L214 147V145H216L215 143L217 141H220ZM140 139H142V140L143 139L144 140L147 139L148 140L147 142H151V145L155 147L157 152H155L154 154H151V153L149 154V152H144L142 150H141L142 151L141 152L140 149H138V147H137L138 146L137 143H139ZM223 139H225V140H223ZM81 140H83L84 142L81 141ZM135 140L138 141V142H136ZM213 140H217V141L214 142ZM226 141H228V142H226ZM116 143H119V144H126L127 143V144H130L131 147L134 149L132 151V153L130 154V156L128 155L129 158L127 159L126 162L125 161L122 162V160H120L121 159L120 156H118V153H116V152H118V149H116L114 147V144H116ZM209 143L213 144V145H209L208 146ZM221 143H223V144H221ZM224 143H225V148H224ZM182 144H184V145H182ZM205 146L208 147L207 150L203 149V148H205ZM193 147H194V149H193ZM231 147L237 153L236 152L228 153V151H229V149H231ZM172 149L175 150V153L177 152L176 153L177 155L175 154L173 156V159L171 158L170 159L171 161L169 160L171 165L169 164V161H168V162L165 163L166 165L164 164L162 166H158L157 165V161H158L159 157L160 158H162L163 156L165 157V155H167V153L170 150H172ZM136 150H137V152H136ZM201 150H202V153L199 154L201 152ZM204 150H205V153H207V151H209L208 154H205ZM111 151H112V154H111L110 157L114 156V158L112 157L113 158L112 159L113 162H110L111 164L109 163V165L107 166L108 168L105 170L106 171L105 173H107L106 174L107 178L111 176V177H116V179L113 180L114 181L113 185H109V186H107L109 188H107L106 185H105L104 180L101 181L100 183H99L100 180H98L99 184L97 182L93 181V179L96 177L95 176L96 174H93V172L94 173L96 172V170L99 168L98 166L100 165L101 160L103 158H105L106 156H108L107 153L108 152L111 153ZM53 153L56 154L57 156L54 155ZM67 153H68L69 157L66 155ZM51 154H53L55 157L52 156ZM72 154H74V156L76 158L72 157L71 156ZM48 155H49V157H48ZM251 156H254L255 158H252ZM50 157H52V158H50ZM57 157L58 158H62L63 160H65L67 162L69 161V162H72V163H75V164L77 163V165L79 164L78 165L79 166L78 168H80L79 172L76 171V173H75L76 175H74V173H72V174L70 173L69 174V173L65 172L64 168L61 165H59L58 160L56 161ZM130 157H131V159H130ZM151 157H153V158H151ZM157 157H158V159H157ZM72 158H73V160H72ZM188 159H190V160H188ZM147 160H149V161H147ZM127 162L129 164H127ZM37 164H38V166H37ZM202 164H204V167L202 166ZM188 165H189V167H187ZM199 165H201V168L203 167L205 169V170L202 171L203 173H197V169L199 168ZM196 166H197V168H196ZM251 166H252V168H251ZM7 167H10V166H7ZM81 167H82V169H81ZM192 168H194V170L196 168V171H193ZM244 168L245 169L247 168V170L249 169L250 171L246 172V170H242ZM8 169H10V168H7V170ZM169 169H171V170H169ZM89 170H91V171H89ZM190 170H191V172H190ZM238 170H241L242 172H240ZM3 171H4V169H3ZM6 171L4 173L0 172V182L8 183L10 181H13V180L17 179V177L14 176V175L13 176L11 175L9 177L6 176V175H9V174H6V173H8ZM237 171L240 172V175H238V176L235 175ZM238 172H237V174H238ZM261 173H263V174H261ZM82 174L84 176L86 175V178L84 176L82 177ZM241 174L244 175V176L240 177ZM87 175H88V178H87ZM258 175L261 177V179H260V177L257 178ZM89 176H91L92 179ZM146 177H147V179H146ZM207 177H208V180H206ZM235 177H236V179H235ZM136 179L137 180H141V179L144 180L145 183L148 186L145 187V189H143L142 191H140L136 186H134L135 185L134 182H135ZM168 179L170 181H168ZM255 179H256V181H255ZM239 180H240V182L247 180V181L251 182L253 184V186H254V182H256L254 187H256L258 185V182L260 181V184L262 186L261 187H257L258 189L257 188H255V189L258 192L263 190V191H261V194H259L261 196L259 198H256V199H250V201H248V199L245 200L246 198H243V197L248 193V190L247 189H245V191H244V189L238 190L239 189V185H240ZM93 182H94V184H93ZM86 183L88 184L89 187H87ZM96 183H97L98 186L99 185H101V186L98 187L96 185ZM232 183H234V184H232ZM38 184L36 185V188L41 189V187ZM260 184H259V186H260ZM85 185H86V188H85ZM233 186H234V189H235L234 193L228 194L229 191L231 189H233ZM67 187L72 188V189L77 188L79 190L78 191V193H79L78 195H79V199L81 201H86V203H92L94 201L91 205H94L96 203V201H97L96 204H98V202H99V204L105 203L106 206H105V204H103L101 206V208H100L101 211L104 208V210L102 211L103 213L101 214V212H99L100 211V209H99L98 211L96 210V212H93L95 215L92 212L82 214L83 211H81V214H80L77 209H74V208L72 209L73 205L72 206L70 205V203L72 201L69 199V197L66 198V196H65L66 195L65 194L66 191H69V190L66 189ZM104 189L106 190L105 191L106 193H104V194L102 193L104 196L101 194L100 197L99 196L98 197L96 196L97 198L94 197L96 199V200H94L93 196L95 195V193H97L99 190H103L102 192H104ZM108 190H109L110 193L107 192ZM236 190H238V191H236ZM109 194H111V195H109ZM115 195H116V198H115ZM106 196H107V198H106ZM91 197L93 198V200H92ZM103 197H104V199H103ZM48 198H49L48 201H42V200H47ZM101 198H102V201H101ZM121 198L124 200V202H123V200ZM61 199H63V200H61ZM64 199H66V200H64ZM107 199H108V201H107ZM111 199H112V201H111ZM115 199H116V201H115ZM153 199L155 200V198H153ZM65 201H66V203H65ZM113 201H115V203ZM258 201H260V202H258ZM33 205H30L31 208L33 207ZM164 205L165 204L161 203V206L164 207ZM165 208L167 209L168 212L170 211V209L166 205H165ZM65 209L67 210V212H65L66 211ZM105 210H106V212H105ZM115 211H116V213H115ZM73 212H75V213H73ZM77 212L79 213L78 217H77V214H78ZM130 212L131 213L134 212V213L131 214ZM48 213H49V215H48ZM96 214H99V215L97 216ZM128 215H129V217H128ZM202 215H204V216H202ZM79 216L80 217L82 216L81 218L83 220V224H82V220H81V218ZM117 216L119 217V219H117L118 218ZM169 216L170 215H163V216H161L162 218L161 217L157 218L158 219L157 221H158L159 225L161 227L163 226L162 227L163 230L162 229L161 230L164 231V232H161L160 234H156V235L155 234H149L148 230L150 228L151 223L148 222V223L143 224L144 226L140 227V231H143V232L140 233L142 235H139V237H137L138 239L135 238L136 241L134 239H132L133 237H131V234H130L129 238H127L128 235H129L128 231L127 232L125 231L124 235L122 233L120 236L123 239H125V240L129 239V241L127 240V244H128L127 246L128 247L130 246V248L133 247L134 249H138L140 251V253H144L148 249H152L151 251L147 252L148 255L145 254L146 256L144 257V259H147V261H150L151 258L153 256H155L156 253H157L156 249H154V251H153V245L156 243L158 238L160 239V236L162 235V233H163V235L164 234H168V233H171L176 228L178 229L180 227H184L186 224H187L186 226H188V224H190L192 226L194 224V222H195V221H193L195 218H186V219H189V220H185V219L184 220L183 219L177 220L175 218V220L172 219L173 220L172 221L171 220V216L170 217ZM83 217H85V218H83ZM120 217H124V218L122 219ZM207 217H208L209 220L207 219ZM114 218H115V220H114ZM128 218H130V219H128ZM233 218L237 219V220H234V222H233ZM121 219L123 221H121ZM190 219H192V220L190 221ZM65 220H66L65 218L62 220L61 225H65V224H63L65 222ZM118 220H120V221L117 222ZM125 220H128V221L126 222ZM38 221H40V220H38ZM38 221L34 222V226L32 225L33 229L35 228V229L38 230L39 228H41L43 226L42 222L41 221L38 222ZM182 221H184V222H182ZM77 222H76V225L79 226ZM167 222H168V224H166ZM185 222H186V224H185ZM191 222H193V224ZM253 222H255V223H253ZM43 223H45V222H43ZM120 223H122L123 226ZM173 224H174V226H173ZM251 224H252V226H251ZM175 225H177V226H175ZM260 226H262V227H260ZM62 227H64V226H62ZM248 227H249V230H248ZM61 230L65 231L67 229L63 228ZM248 231H250L248 239L245 238V240H244L243 235H244L245 232L248 233ZM143 233H144V235H143ZM146 233H148L149 235L146 234ZM94 234H96V233H91L90 234V236H89L90 239L88 238V241L91 240V242H88L86 245H90L93 242L92 240H94V236H95ZM155 236H157V237H155ZM220 236H222V237H220ZM219 241H220V243H219ZM221 242H223V243H221ZM225 242H226V245H225ZM231 243H233V244H231ZM212 246L213 247L215 246L214 249L222 248L223 249V251H222L223 254L222 253H220V254L219 253H217V254L214 253V255H213L212 254L213 251L210 250V249L213 250ZM259 248H260V250H262V252L259 250ZM182 249H183V251H181ZM155 250H156V253H155ZM252 250L254 252H252L250 254V252ZM258 250H259L260 253L258 252ZM225 252L227 253L226 255H225ZM198 254H200V257H199ZM261 256H263V257H261ZM201 257H203V258H201ZM185 259H187V260H185ZM73 261H75V260H73Z\"/></svg>",
	"mask_w": 264,
	"mask_h": 264
}]
</instances>
